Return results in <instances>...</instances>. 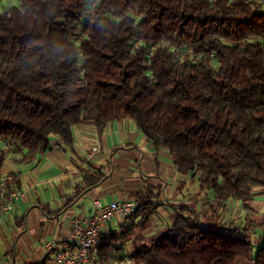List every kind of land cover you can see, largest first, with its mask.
<instances>
[{
    "label": "trees",
    "instance_id": "trees-1",
    "mask_svg": "<svg viewBox=\"0 0 264 264\" xmlns=\"http://www.w3.org/2000/svg\"><path fill=\"white\" fill-rule=\"evenodd\" d=\"M126 118L221 207H246L264 187V0H17L0 10V139L33 157L51 136L70 145L75 124ZM138 204L131 216L145 220L159 205ZM164 223L129 258L264 264V231L254 244L186 205ZM131 231L103 238L99 261Z\"/></svg>",
    "mask_w": 264,
    "mask_h": 264
},
{
    "label": "crops",
    "instance_id": "crops-1",
    "mask_svg": "<svg viewBox=\"0 0 264 264\" xmlns=\"http://www.w3.org/2000/svg\"><path fill=\"white\" fill-rule=\"evenodd\" d=\"M71 131L70 145L51 136L50 148L33 157L26 155V148L0 139L4 150L0 171L16 175L23 190L13 210L0 217V264H36L42 260L53 264L52 253L45 252V242L53 239L66 245L70 219L90 213L95 198L104 203L112 199L138 202L149 200L145 193H150L158 195V211L170 209L183 199L169 183L178 176L169 152L154 146L132 119L112 120L101 129L75 124ZM263 199L264 187L254 191L246 207L230 199L225 202L224 216L237 219L249 211L264 215ZM131 221L130 216H115L103 226V238L120 233Z\"/></svg>",
    "mask_w": 264,
    "mask_h": 264
},
{
    "label": "built area",
    "instance_id": "built-area-1",
    "mask_svg": "<svg viewBox=\"0 0 264 264\" xmlns=\"http://www.w3.org/2000/svg\"><path fill=\"white\" fill-rule=\"evenodd\" d=\"M94 6L95 3L91 9ZM22 195L23 190L17 185L16 175L0 171V217L11 212ZM138 206L134 200L112 199L104 203L95 198L90 213H81L70 219L66 245L61 246L60 240H48L44 245L45 252L52 253L53 264H100L98 252L103 239V226L117 215L131 216ZM122 259L125 264H139L129 258L128 254H124Z\"/></svg>",
    "mask_w": 264,
    "mask_h": 264
},
{
    "label": "rangeland",
    "instance_id": "rangeland-1",
    "mask_svg": "<svg viewBox=\"0 0 264 264\" xmlns=\"http://www.w3.org/2000/svg\"><path fill=\"white\" fill-rule=\"evenodd\" d=\"M16 3L17 1L0 0V10L6 8L8 5ZM164 162L168 163L166 161ZM169 165L171 166L170 163ZM177 175V179L175 178L174 181L171 180L169 181V183H171V185H174L177 188V195L179 196L180 194L183 199L178 201L176 204L170 205V209L164 207L165 211H163L162 208H160L159 211L155 210V213L146 220L145 218H139L138 215L134 217L131 216L130 218L132 219V221L129 226H127L128 228L132 229L131 234H129L130 238H128V240L117 239L114 241L116 250H114L110 261L106 264H120V261L122 262V264H125L122 258H117V255L119 253L129 254L132 251L133 242H138L140 244L141 240H144L146 242L149 238L155 236L156 233L159 232L160 228L165 225L164 221L169 223V218L172 214L173 206L176 205H186L190 208H194L199 213L200 220L202 216L207 218L211 217V222H225V225L230 229H232L233 227L243 229L249 236L250 241H252L254 244L257 243V241L259 240V235L261 234L260 231L264 230V223H259V221H264L263 214L258 215V213L254 214L249 211L237 219L232 218L229 214H226L224 216V208L221 207L219 203L215 201L209 190H205L200 187L198 179H193L188 175L180 172H178ZM165 193L168 196L166 190ZM145 196L149 198L151 203L159 204V202L156 200L158 195L151 196L150 193H145ZM194 198H196L195 201ZM153 200L154 202H152ZM145 201H148L147 198L145 199ZM200 201H202V204H200ZM217 213H219V215H217ZM113 256L115 260H112ZM100 264L103 263L100 262Z\"/></svg>",
    "mask_w": 264,
    "mask_h": 264
}]
</instances>
